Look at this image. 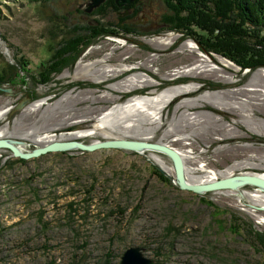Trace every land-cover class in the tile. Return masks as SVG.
Segmentation results:
<instances>
[{
	"label": "rangeland",
	"instance_id": "obj_1",
	"mask_svg": "<svg viewBox=\"0 0 264 264\" xmlns=\"http://www.w3.org/2000/svg\"><path fill=\"white\" fill-rule=\"evenodd\" d=\"M90 2L0 0V88L14 91L0 90V138L24 152L162 143L183 155L190 181L264 174V67L204 51L165 22L163 0L87 13ZM16 160L0 149V264H121L134 247L152 264H264L257 186L181 190L171 158L152 150Z\"/></svg>",
	"mask_w": 264,
	"mask_h": 264
},
{
	"label": "trees",
	"instance_id": "obj_2",
	"mask_svg": "<svg viewBox=\"0 0 264 264\" xmlns=\"http://www.w3.org/2000/svg\"><path fill=\"white\" fill-rule=\"evenodd\" d=\"M163 1L170 11L165 22L200 42L204 51L222 55L242 68L264 67V0ZM53 58H57L55 53ZM49 61L48 66L40 65L42 70L51 68ZM233 223L236 227L234 217ZM257 242L264 247L261 236Z\"/></svg>",
	"mask_w": 264,
	"mask_h": 264
},
{
	"label": "water",
	"instance_id": "obj_3",
	"mask_svg": "<svg viewBox=\"0 0 264 264\" xmlns=\"http://www.w3.org/2000/svg\"><path fill=\"white\" fill-rule=\"evenodd\" d=\"M105 1L106 0H91L85 11L90 13L94 9L101 6V4H103ZM133 1L134 0H115L118 7L121 8L130 5ZM126 14H128V11H126ZM0 90L3 92H14L11 90H5L3 88H0ZM26 102L27 101H23V103L16 107L12 113L22 108ZM20 144L21 143L17 141L13 142L8 139H0V149L8 150L12 153L14 158L22 160L37 159L50 153L65 152L71 149H79L85 152H94L101 149H125L132 151L152 150L161 152L171 158L175 167L176 182L181 190L197 194H205L223 190H237L246 185L257 186L264 190V177L250 174L231 176L220 180H214L205 184H188L185 180L184 164L181 157L176 151L157 143L128 140H112L98 142L91 145H85L81 142H53L41 148L27 152H23L19 149L17 145ZM121 264H152V260L144 255L143 249L134 247L125 252L124 256L122 257Z\"/></svg>",
	"mask_w": 264,
	"mask_h": 264
},
{
	"label": "bare ground",
	"instance_id": "obj_4",
	"mask_svg": "<svg viewBox=\"0 0 264 264\" xmlns=\"http://www.w3.org/2000/svg\"><path fill=\"white\" fill-rule=\"evenodd\" d=\"M134 2V1H133ZM132 2V3H133ZM131 3V4H132ZM165 47V46H164ZM164 47L162 46V48L164 49ZM168 48H165V50H164V52L163 53H167L168 52ZM99 63V62H98ZM103 71V70H102ZM100 72V71H98L99 72V75L100 76H105V74H106V71L105 72ZM109 71V70H108ZM107 71V72H108ZM110 72V71H109ZM83 75H85V74H83ZM85 78V77H84ZM142 77L141 76H137V81H138V79H141ZM197 78V77H196ZM135 79V80H136ZM134 80V81H135ZM140 82H143V81H140ZM145 82H147V81H145ZM129 83L132 85L134 82H130L129 81ZM115 91H121L120 90V87H119V84L118 85H116V88H115ZM180 91H187V90H185V88H178V89H173V90H170V91H168L167 93H166V95L163 97V99L164 98H170L172 95H176L178 92H180ZM249 91H252V92H254V91H257L256 89H251V90H249ZM160 101V100H159ZM148 102H149V100H130V102L126 105L127 107H129V106H145V105H147L148 104ZM160 103H158L157 105H159ZM83 135H86V134H84L83 133ZM52 136V135H51ZM48 136H45V138H47ZM55 136H52V137H50V139H55L54 138ZM0 139H3V138H0ZM12 141V140H11ZM13 142H15V141H13ZM53 142H62V141H53ZM53 142H50V143H53ZM50 143H48V144H50ZM159 144H161V145H164V146H166V147H168V148H170V149H172V150H174V151H176L177 152V154L181 157V159H182V161H183V164H184V173H185V180H186V182L188 183V184H205V183H207V180H200V181H190L189 179H187V176H186V172H185V160H184V157H183V155L178 151V150H176V149H174V148H172V147H170L169 145H166V144H162V143H159ZM21 145V144H20ZM18 147H19V145H17ZM19 149H20V147H19ZM21 150V149H20ZM22 151V150H21ZM147 151V150H146ZM151 151V150H150ZM24 152V151H23ZM257 176H261V177H264V174H257ZM213 177V176H212ZM209 179V178H208Z\"/></svg>",
	"mask_w": 264,
	"mask_h": 264
}]
</instances>
